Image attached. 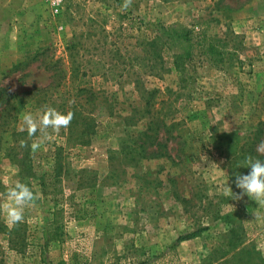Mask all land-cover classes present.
I'll return each mask as SVG.
<instances>
[{"label":"rangeland","instance_id":"obj_1","mask_svg":"<svg viewBox=\"0 0 264 264\" xmlns=\"http://www.w3.org/2000/svg\"><path fill=\"white\" fill-rule=\"evenodd\" d=\"M123 2L65 0L56 14L43 0H0V87H49L0 130V193L20 180L41 194L19 224L0 214V264H264V206L220 192L228 181L240 193L235 176L250 171L240 166L264 120V0ZM171 24L228 42L232 56L197 50L183 77L168 62L159 77L150 43ZM71 55L86 77H71ZM138 89L158 91L151 138ZM78 99L87 121L32 152L40 133L19 130L22 114H66ZM239 206L253 216L246 237Z\"/></svg>","mask_w":264,"mask_h":264},{"label":"trees","instance_id":"obj_2","mask_svg":"<svg viewBox=\"0 0 264 264\" xmlns=\"http://www.w3.org/2000/svg\"><path fill=\"white\" fill-rule=\"evenodd\" d=\"M150 45L154 51L153 63H155V66H153L152 68H156V70H158L157 75L159 77L161 76V72L166 70L165 65L167 64V62L171 65V70L174 69L183 77L187 72L189 62L194 59L197 50H202L203 53L208 57L216 60L225 59L228 56H232L231 49L228 48V42H224L221 39L215 37L211 38L206 33H198L193 29L180 26L178 24H171L167 27H163L160 31H158L157 35L151 41ZM95 64L97 65V63ZM22 68L23 64H18L14 66L10 73L14 74L16 72H19ZM70 75L74 79H80L81 77L87 76L86 73H81L80 62L76 57H73V55H71ZM58 84L60 85L59 82ZM136 85L138 87L140 83L138 82L136 83ZM42 91H49V87L43 89L34 88L33 90L24 92L22 94L10 92L6 88L0 87V130L3 132H7L11 127H14V125L17 124L19 112L23 110L27 102L31 101L35 96H37L38 92ZM139 91L141 93V99L145 101V114L143 116H146V118L148 117L146 135L148 138H151L149 132L159 128L158 124L160 120L155 118V115L157 114H155L154 111V99L156 98L158 91L156 89H144V91ZM83 92H85L86 94L89 93L91 95L95 94L92 90H88L85 88L80 89L78 93ZM79 102L80 100L78 99L77 105L70 107L68 110L74 113V118L72 120L74 121V123L79 122V117L84 122L87 121V116L84 115L81 111L77 110V108H81L84 105ZM165 132L169 134L172 131L169 128L166 129ZM251 142L252 143L249 149V154L254 158H258L264 161V153L259 154L256 148L259 144H263L264 146V120L259 123L258 128L254 132V136ZM143 144L142 146L144 149L150 146V143L148 141H146L144 145ZM241 152L247 153L245 146L242 147ZM154 153L159 155L161 151H155ZM60 158L61 156H58L56 164L61 165ZM56 171L57 177L61 173V171H59V167L58 169L56 167ZM238 215L241 220V237H246L249 232L246 228V223L251 221L253 219V216L251 212L248 211V209L242 206H239ZM56 228V235L58 239L61 240L60 238L61 236H63L62 226H57ZM191 238L193 237L186 236L180 238V240H190ZM79 258L80 257L78 255H74L73 264H81L80 262L83 260V262H87L85 259L81 260ZM56 264L69 263H67V261L65 260H62Z\"/></svg>","mask_w":264,"mask_h":264},{"label":"clouds","instance_id":"obj_3","mask_svg":"<svg viewBox=\"0 0 264 264\" xmlns=\"http://www.w3.org/2000/svg\"><path fill=\"white\" fill-rule=\"evenodd\" d=\"M132 2L133 0H124L122 10H128ZM73 118L74 113L71 111L64 114L51 106H46L35 115L31 112L23 113L19 130L26 131L29 138L36 137V134L40 133V136L34 139L30 146L31 151L36 152L45 141L51 139L52 135L69 127ZM21 143L22 146H28L24 141ZM240 167L250 169L247 174L236 173L235 186L240 189V193H233L227 181L220 186L221 194L229 197L230 200H241L247 196L258 205L264 206V161L248 155ZM40 195L34 192L27 183L17 180L5 193H0V214L6 217L8 223L19 224L24 220L26 208L34 207ZM228 206L233 208L231 204Z\"/></svg>","mask_w":264,"mask_h":264},{"label":"built area","instance_id":"obj_4","mask_svg":"<svg viewBox=\"0 0 264 264\" xmlns=\"http://www.w3.org/2000/svg\"><path fill=\"white\" fill-rule=\"evenodd\" d=\"M43 1L48 3L51 6L54 13L56 14L61 13L64 3H65V0H43Z\"/></svg>","mask_w":264,"mask_h":264}]
</instances>
